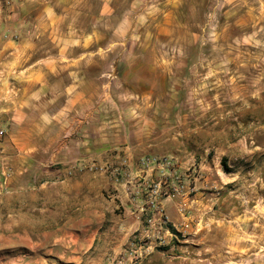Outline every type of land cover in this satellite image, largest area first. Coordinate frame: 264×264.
<instances>
[{
  "label": "rangeland",
  "instance_id": "rangeland-1",
  "mask_svg": "<svg viewBox=\"0 0 264 264\" xmlns=\"http://www.w3.org/2000/svg\"><path fill=\"white\" fill-rule=\"evenodd\" d=\"M49 1V19H36L38 5L10 27L56 30L49 39L30 36L36 56L42 45L54 55L59 44L93 39L99 122L140 124L142 156L171 157L192 178L177 205L186 202L188 227L177 209L180 219L169 222L181 231L177 239L166 235L167 244L141 264H264V0ZM5 136L3 130L0 182L7 175V185L0 194L14 186L42 191V164L13 179ZM119 159L70 166L67 177L92 172L112 180L100 168L119 166ZM33 213L34 222L43 221ZM7 246L0 243V264H15L10 249L1 251Z\"/></svg>",
  "mask_w": 264,
  "mask_h": 264
},
{
  "label": "crops",
  "instance_id": "crops-1",
  "mask_svg": "<svg viewBox=\"0 0 264 264\" xmlns=\"http://www.w3.org/2000/svg\"><path fill=\"white\" fill-rule=\"evenodd\" d=\"M49 4L0 0V128L6 133L1 146L13 179L42 164L48 180L38 187L42 191L14 186L0 194V243L10 245L1 251L10 249L15 264H107L106 258L119 254L132 232L143 231L139 203H132L124 185L110 177L92 172L67 177L68 168L126 157L134 184L156 181L160 173L136 172L135 163L145 152L143 126L116 123L112 117L99 122L100 76L93 70L99 48L91 44L93 39L88 45L59 44L54 55L50 45H42V54L36 56L31 37L49 39L56 30L10 27V21L24 19L38 5L43 8L36 19H49ZM177 169L190 184L186 171ZM179 202L172 197L161 203L169 222L180 219ZM183 205L185 201L179 207ZM33 212L43 221L34 222Z\"/></svg>",
  "mask_w": 264,
  "mask_h": 264
},
{
  "label": "built area",
  "instance_id": "built-area-1",
  "mask_svg": "<svg viewBox=\"0 0 264 264\" xmlns=\"http://www.w3.org/2000/svg\"><path fill=\"white\" fill-rule=\"evenodd\" d=\"M3 134V130H0ZM119 166H103L101 171L108 172L116 184H123L126 194L132 203H139L138 212L143 218V231L133 237L124 249L117 255H110L106 258L107 264H141L142 260L149 255L155 247H163L166 243V235L174 237L181 231L171 230L168 217L165 214L161 203L172 197L186 199L191 187L183 181V176L177 169V164L171 157H141L135 163L136 172L152 173L159 171L160 175L156 181L141 180V183L134 184L129 180L127 169L130 162L126 157H120ZM95 168L93 164L90 169ZM188 172V173H187ZM184 177L189 180L190 173L187 171ZM7 185V175L3 176L0 188ZM185 206L178 207L184 221V227H188ZM174 229V228H173Z\"/></svg>",
  "mask_w": 264,
  "mask_h": 264
},
{
  "label": "trees",
  "instance_id": "trees-1",
  "mask_svg": "<svg viewBox=\"0 0 264 264\" xmlns=\"http://www.w3.org/2000/svg\"><path fill=\"white\" fill-rule=\"evenodd\" d=\"M171 230L174 232L175 230L173 228H171Z\"/></svg>",
  "mask_w": 264,
  "mask_h": 264
}]
</instances>
